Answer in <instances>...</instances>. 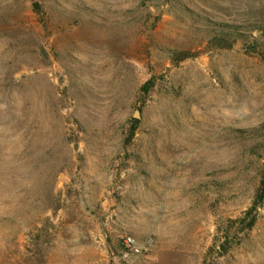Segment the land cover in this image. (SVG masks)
I'll return each instance as SVG.
<instances>
[{"label": "rangeland", "instance_id": "374dc122", "mask_svg": "<svg viewBox=\"0 0 264 264\" xmlns=\"http://www.w3.org/2000/svg\"><path fill=\"white\" fill-rule=\"evenodd\" d=\"M263 178L264 0H0V264H264Z\"/></svg>", "mask_w": 264, "mask_h": 264}, {"label": "built area", "instance_id": "2783aa9c", "mask_svg": "<svg viewBox=\"0 0 264 264\" xmlns=\"http://www.w3.org/2000/svg\"><path fill=\"white\" fill-rule=\"evenodd\" d=\"M125 243L129 249H132L134 252H137V253H141L145 247L139 244L136 238L133 236H127L125 238ZM151 244H152V240H148L147 245H151Z\"/></svg>", "mask_w": 264, "mask_h": 264}, {"label": "trees", "instance_id": "16d2710c", "mask_svg": "<svg viewBox=\"0 0 264 264\" xmlns=\"http://www.w3.org/2000/svg\"><path fill=\"white\" fill-rule=\"evenodd\" d=\"M148 86H149V85H147V87H148ZM259 198H260V199H264V178H263L262 181H261V188H260ZM262 201H263V200H262ZM248 214H252V210H250V211L248 212ZM255 222H256V218H254V219L252 220V222L250 223V227L254 226Z\"/></svg>", "mask_w": 264, "mask_h": 264}]
</instances>
